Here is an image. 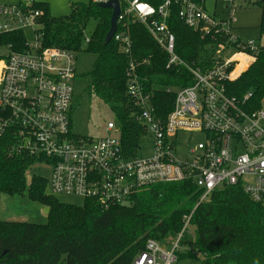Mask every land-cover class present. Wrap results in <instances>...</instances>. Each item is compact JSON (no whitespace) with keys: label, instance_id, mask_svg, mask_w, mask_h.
<instances>
[{"label":"built area","instance_id":"obj_1","mask_svg":"<svg viewBox=\"0 0 264 264\" xmlns=\"http://www.w3.org/2000/svg\"><path fill=\"white\" fill-rule=\"evenodd\" d=\"M117 1L120 12L111 40L129 58L126 97L131 117L144 131L135 153H124L115 122L106 125L113 137L94 140L73 133L75 53L44 46L38 21L43 11L29 9L36 0H24L22 6H0V33L25 34L20 51L5 46L6 54H0V139H7L9 155L41 160L37 164L51 171L48 194L75 197L82 203L93 200L101 210L130 206L139 189L179 182H190L202 191L197 205L216 189L239 186L264 209V98L258 109L250 111L243 106L250 93L239 101L226 91V83L246 71L264 47L235 36L233 17H213L192 0H163L157 7L139 0ZM223 2L231 9L233 0ZM174 4L183 25L216 41L209 48L211 67L176 54L168 25ZM130 22L141 24L165 53L166 69L180 70L182 83L191 80L187 86L161 89L174 96L165 116L153 106L158 87L138 74L148 61L132 60ZM89 39L85 37L84 43ZM246 64L249 67L242 68ZM184 133L198 134L200 139L184 149L180 140ZM143 151L151 154L144 156ZM192 214L183 216L176 236L162 242L147 240L132 264H176L180 254L192 252Z\"/></svg>","mask_w":264,"mask_h":264},{"label":"trees","instance_id":"obj_2","mask_svg":"<svg viewBox=\"0 0 264 264\" xmlns=\"http://www.w3.org/2000/svg\"><path fill=\"white\" fill-rule=\"evenodd\" d=\"M24 0H19L18 6ZM102 0L74 3L66 17L49 14L48 4L35 2L29 9L43 11L42 25L45 47L69 52L81 50L95 55L91 71L89 95L96 96L111 109L120 130L125 154L138 148L143 128L131 117L126 97V69L129 58L114 40L105 44L110 28L111 10L100 7ZM157 7L163 0H139ZM203 7L205 0H192ZM261 8L260 30L264 29V0L255 3ZM174 4L168 20L175 36L176 54L189 63L211 67L210 46L216 43L187 28L178 18ZM96 26L84 43V31L90 20ZM132 41V60L141 63L138 74L148 84L158 87L153 93V106L165 116L172 108L174 96L163 87L187 86L179 81L180 70L166 69L167 57L139 23L128 25ZM218 39L217 42H220ZM25 34L20 30L1 32L0 47L20 51ZM185 73V72H184ZM227 94L242 101L250 93L244 108L258 109L264 98V49L252 65L236 80L226 83ZM41 160L27 155H9V143L0 139V196L23 195L48 207L45 224L0 220V264H132L147 240L164 241L176 236L182 218L192 211L190 226L194 235L179 259H196L198 264H264V209L253 203L239 186L216 189L208 200L197 205L202 191L190 182L159 184L139 189L130 206L101 210L93 200L81 206L61 203L48 194L47 179L35 175L26 185V173ZM197 205V206H196ZM195 208V209H194Z\"/></svg>","mask_w":264,"mask_h":264},{"label":"rangeland","instance_id":"obj_3","mask_svg":"<svg viewBox=\"0 0 264 264\" xmlns=\"http://www.w3.org/2000/svg\"><path fill=\"white\" fill-rule=\"evenodd\" d=\"M19 0H0V6H15ZM88 0H36L48 4L49 14L55 18L66 17L70 13V6L74 3H86ZM261 0H233L231 9L223 0H205L204 10L207 14L225 19L228 16L235 20L233 34L242 40L253 39L256 43L264 46V29L260 30L261 8L255 3ZM3 19L0 18V22ZM95 20H90L84 31V36L89 38L93 33ZM29 37V35L26 33ZM0 54L5 55L6 50L0 47ZM95 55L83 50L75 53L76 78L73 83V110H72V131L81 138L99 140L106 136L113 137V133L106 132V125L115 122L114 114L108 105L101 102L96 96L89 95L87 88L91 83L87 74L91 71ZM251 64V63H250ZM249 64L244 65L246 68ZM251 66V65H249ZM248 66V67H249ZM198 134L184 133L181 136V146L185 149L188 142L199 140ZM151 151H143L142 155L149 156ZM35 175L50 179L51 171L46 166L35 164L26 173V185H29L31 178ZM61 203L81 206L82 201L75 197L59 196ZM48 207L34 203L27 198V192L23 195L0 196V220L7 222H20L31 224H45L47 221ZM194 235V229L190 227ZM196 259H178L176 264H198Z\"/></svg>","mask_w":264,"mask_h":264},{"label":"water","instance_id":"obj_4","mask_svg":"<svg viewBox=\"0 0 264 264\" xmlns=\"http://www.w3.org/2000/svg\"><path fill=\"white\" fill-rule=\"evenodd\" d=\"M100 7L111 10L110 28L105 37V44L109 43L116 31V20L119 16V4L117 0H109L99 4Z\"/></svg>","mask_w":264,"mask_h":264},{"label":"crops","instance_id":"obj_5","mask_svg":"<svg viewBox=\"0 0 264 264\" xmlns=\"http://www.w3.org/2000/svg\"><path fill=\"white\" fill-rule=\"evenodd\" d=\"M19 2V1H18ZM17 5V4H16ZM260 45V44H259ZM261 47H264L263 45H260Z\"/></svg>","mask_w":264,"mask_h":264}]
</instances>
